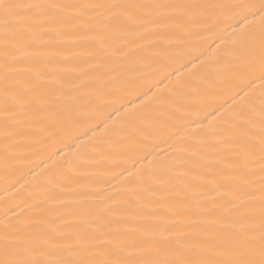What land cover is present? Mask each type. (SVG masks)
<instances>
[{
  "label": "snow or ice",
  "instance_id": "6c2138e0",
  "mask_svg": "<svg viewBox=\"0 0 264 264\" xmlns=\"http://www.w3.org/2000/svg\"><path fill=\"white\" fill-rule=\"evenodd\" d=\"M232 19L244 102L110 189L85 181L76 152L0 218V264H264V88L250 95L264 85V0H0V156L42 147L67 164L85 116L128 92L138 65L220 40ZM188 87L166 102L185 110Z\"/></svg>",
  "mask_w": 264,
  "mask_h": 264
},
{
  "label": "bare ground",
  "instance_id": "6f19581e",
  "mask_svg": "<svg viewBox=\"0 0 264 264\" xmlns=\"http://www.w3.org/2000/svg\"><path fill=\"white\" fill-rule=\"evenodd\" d=\"M219 2L235 4L241 0ZM229 23L237 25L235 31L227 27ZM224 27L227 30L221 29L220 40L198 42L196 49L171 61L153 55L151 68L138 65L128 92L101 102L98 112L85 116V123L76 130L80 139L67 164L63 155L49 159L48 150L42 147L21 151L7 165L0 156V218L28 195L42 196L46 189L40 185L56 176L61 167L65 172L72 168L71 157L76 152L81 157L77 163L87 173L85 181L110 189L118 184L117 174L136 161H141L136 166L142 168L146 163L158 164L167 159L187 132L199 130L188 127L193 121L211 122V114L217 109L225 113L243 103L237 93L247 88V74L243 64L228 54L233 47L230 40L239 30L238 19L227 21ZM226 64L233 65L232 71H224ZM177 83L190 86L184 89L190 98L182 111L166 102ZM262 88L257 76L250 95L258 96ZM138 97L143 103L137 102ZM130 101L134 107H129Z\"/></svg>",
  "mask_w": 264,
  "mask_h": 264
}]
</instances>
